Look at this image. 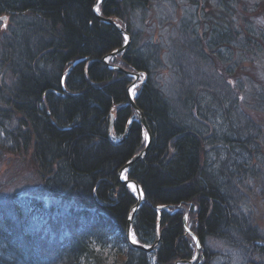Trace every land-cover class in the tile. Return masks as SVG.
Wrapping results in <instances>:
<instances>
[{"label":"trees","instance_id":"trees-1","mask_svg":"<svg viewBox=\"0 0 264 264\" xmlns=\"http://www.w3.org/2000/svg\"><path fill=\"white\" fill-rule=\"evenodd\" d=\"M97 1L0 0V149L30 152L63 206L16 198L0 207V264H187L196 246L181 208L200 246L192 264H264V231L241 192L259 179L264 192L263 133L241 111L264 114V82L248 79L247 90L233 78L262 56L264 32L239 24L241 0H179L163 60L158 43L139 45L136 22L174 0H101L97 16L130 39L106 65L125 41L95 18ZM125 72L145 78L134 105L151 137L125 173L146 202L133 216L136 198L118 173L147 141ZM130 218L138 245L157 241L152 252L129 245Z\"/></svg>","mask_w":264,"mask_h":264},{"label":"rangeland","instance_id":"rangeland-1","mask_svg":"<svg viewBox=\"0 0 264 264\" xmlns=\"http://www.w3.org/2000/svg\"><path fill=\"white\" fill-rule=\"evenodd\" d=\"M181 4L182 3L179 0H174V3L172 5L167 6L165 4V6H162L164 7L163 10L166 9L165 11L159 13L150 10L146 17L147 22L145 23V25L136 22L135 29H138L139 33H141V43L139 45H144L147 39H151L154 43H158V46L162 50L161 57L163 60H166L165 58H167L168 56V45L172 44L173 41L177 39L175 35L176 28L173 26H176V22L180 18H182V10L180 9L182 7ZM254 4L255 3H253L252 1L249 2L248 0H241L240 5L236 7L239 24L242 25V21L248 20L252 24H254L257 29L264 32V3L258 6L256 5L257 8L255 7V9ZM175 5H177L178 8L175 9ZM207 9L210 10L209 7ZM96 10L97 9H95V14L97 15ZM114 24L118 28H120V26L116 24V22H114ZM4 25L5 24H3V26ZM248 58L250 59V57ZM108 60L109 59H107V62ZM185 69L192 74V70L190 67L187 69V65H185ZM162 72V82L166 86V81L169 78V71L165 69ZM130 78L131 86L129 87V89L133 88V86L135 85V90L137 93L139 88L142 86L145 78L143 75H140L138 79H136L134 76H130ZM233 78L236 79L237 84L238 82H242L243 86L246 89L248 87L247 85H249L248 79L253 82H264V49L261 57H254L253 62H250L249 60V62L243 63V65L233 76ZM246 80L247 83L245 82ZM234 84V80H228V85L231 88H233ZM128 95H130L129 91ZM136 95H130L131 99L134 100ZM247 101L250 100L247 99ZM241 111H243L244 117L246 116L253 124L257 125L260 128L261 132L263 133L262 140L264 141V114L253 112L248 108V106H246L244 109L241 108ZM146 141L147 140H145L144 137L143 142L145 143ZM259 145L263 150L262 153L264 154V143H260ZM122 179H125V174ZM242 188L241 192L242 194H244V197L247 198L248 203L250 204V208L253 212L254 225L258 228V230L264 231V192L262 191L261 180L259 179V181L252 184H244ZM129 191L132 192L135 196V192H133L132 189L129 188ZM16 198H19V200L26 198L32 200L35 199L45 206L58 205L63 208V206L59 204L58 200H56L55 198L53 199L50 195L46 194L44 185H42V181L40 179V174L38 173L37 167L31 159L30 152H20L14 154L7 153L4 150L0 149V207L7 205V203ZM177 210L181 211L184 214V219L187 218L188 211L186 209L181 208ZM130 234L134 235L131 229Z\"/></svg>","mask_w":264,"mask_h":264},{"label":"water","instance_id":"water-1","mask_svg":"<svg viewBox=\"0 0 264 264\" xmlns=\"http://www.w3.org/2000/svg\"><path fill=\"white\" fill-rule=\"evenodd\" d=\"M100 1H101V0L97 1V2L94 4V10H95L96 7L100 4ZM94 14H95V11H94ZM95 18H96L98 21H100V20L104 21L105 23H107V24L110 25V26L113 25L119 33H121L122 35L124 34V36H127V35L125 34V31H124V30H121L120 28H118V27L114 24L113 20H110V19H104V18L98 17L96 14H95ZM5 21H6V17H5V16H3L2 18H0V22L3 23V22H5ZM127 37H128V36H127ZM128 38H129V37H128ZM129 40H130V39H128L127 43L125 42V44L123 45V47H122L121 49H118V50H116V51H113V53H112L111 55H109L108 57L102 59L101 63H104V64L107 65V64H108V63H107V59L112 58L113 56H116V55H118V54H122V53L128 48V46H129V44H130V41H129ZM79 63H80V61H75L74 63H72V64L70 65V67L66 70V74H68V73L70 72V70H71L72 67H74L75 65H77V64H79ZM117 70H118V71H122L120 68H117ZM125 73H127L129 76H134L136 79H138L139 76H140L139 74H135V75H133V74L128 73V72H125ZM127 95H128V94H127ZM128 105L131 106V108H132V110L134 111V113L136 114V116H138V119H139V121H140V123H141V126H143V128H144L145 134L148 136V139H147V143H146L145 149H144L143 151L139 152V154H137L136 156H134V157L132 158V160H131L130 162H128V164H126L125 166H123V167L119 170V173H118L119 181H120L124 186L128 187L129 184H132V185H134L135 188H136V191H135V198H136V202H137V203H136V204L132 207V209H131V214H132V216H133V215L135 214V211L138 210L139 207H141V205L145 204L146 202L144 201V197L141 198V196H140V193H142V191L139 190V187H138L134 182H132V181H129V182H128V181H126L125 179H122V177H123L124 174L128 171L129 167H130L133 163H135L137 160H139V158H142L143 155L146 153V151L148 150L149 144H150V142H151V137H150V132L148 131L147 126L145 125L144 118H143V116L141 115V113L139 112V110L136 108V105H134V100L131 99L130 95H128ZM110 117H111V116H110ZM111 122H112V117H111V119H110L109 133L111 132V129H112V128H111ZM132 216H131V218H132ZM131 218L128 220V222H127V227H126V235H127V240H128L129 245L132 246V247H134V248H136V249H138V250H140V251H142V252H143V251H145V252H147V253L152 252V251L154 250L156 244H157V241H155V242H154V246H152V247H150V248L145 247V246H140V245H138L137 243H136V244H132V243H131V241H130V239H129L130 227H131V224H130V223H131ZM183 228H184L185 233L189 234V235L192 237L193 242H194L195 245H196V251H195V254H196L195 259H196L197 256H198V252H199L200 246H199V243H198L197 239H196L191 233H189V231H188V229H187V226H186L185 219H183ZM195 259H194L193 261H195ZM193 261H192V262H187V264H191V263H193ZM177 263H182V262H176L175 264H177ZM182 264H185V263H182Z\"/></svg>","mask_w":264,"mask_h":264},{"label":"snow or ice","instance_id":"snow-or-ice-1","mask_svg":"<svg viewBox=\"0 0 264 264\" xmlns=\"http://www.w3.org/2000/svg\"><path fill=\"white\" fill-rule=\"evenodd\" d=\"M96 11L99 13V9H97ZM128 39H129V38H128L127 36L124 37V41H125L126 43H127ZM128 91H129V94H130V95L135 96V95H136L135 85L133 86V88H130ZM147 139H148V136L145 135V140H147ZM122 178H123V177H122ZM128 187H129L130 189H132L133 192L136 191V188H135L134 185L129 184ZM140 196H141V198H143V193H140ZM129 239H130V241H131L132 244H136V243H137V240H136V238H135L134 235L129 234Z\"/></svg>","mask_w":264,"mask_h":264}]
</instances>
